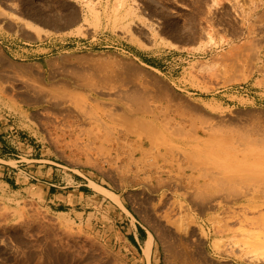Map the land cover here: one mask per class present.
<instances>
[{
	"label": "rangeland",
	"instance_id": "374dc122",
	"mask_svg": "<svg viewBox=\"0 0 264 264\" xmlns=\"http://www.w3.org/2000/svg\"><path fill=\"white\" fill-rule=\"evenodd\" d=\"M74 2L111 20L99 51L31 80L0 45V129L23 148L0 163V264H264V0H0V31L69 29Z\"/></svg>",
	"mask_w": 264,
	"mask_h": 264
},
{
	"label": "crops",
	"instance_id": "0c3cea01",
	"mask_svg": "<svg viewBox=\"0 0 264 264\" xmlns=\"http://www.w3.org/2000/svg\"><path fill=\"white\" fill-rule=\"evenodd\" d=\"M62 1V0H59ZM63 6L66 7L67 0H63ZM74 1V0H71ZM80 13V21L79 23L73 25L69 29H55L53 28L46 20L42 22L31 21V23L35 24L40 28V32L29 33L27 35L19 34L16 30L14 24L5 21H2V27L9 25L12 29L10 31L5 32L4 29L0 31V45L2 49L6 52V55L12 61L27 66L28 69L31 70V80H34L36 75H40V77L45 74L50 79L52 70H55L56 64L60 62L63 64V69H67L68 62L64 60L65 57L69 55H75V51H78L77 47H75V42L80 45L90 46L89 53L97 52L99 50H95L96 47L106 46L104 43L111 41L110 33L108 29L111 27V20H108L107 15L101 11L99 17L95 16L89 9L82 3L74 2ZM65 15L66 9H62V3H60V7L56 10V14H59L61 17ZM50 33V34H48ZM10 34V35H9ZM55 38L51 42L48 41V38ZM58 39L70 41L71 45L62 46L59 44ZM21 41L31 43L29 46H24ZM135 50L139 52L141 56L151 57L147 53V50L140 46L135 45ZM18 58L22 60H18ZM28 59V61H27ZM62 68V67H61ZM34 100V98H31ZM13 134L9 133L7 127H3L0 129V163L8 162L9 160H14L19 163L21 160L13 158L20 156V151H23L22 147L19 146L15 140L16 136L11 137ZM31 146V151L33 150ZM35 151V150H34ZM38 153V152H35ZM34 155V152L25 154V155ZM31 165L27 168L30 169L31 178L39 180L40 182L45 184H49L51 186H55V184L51 183L52 180L59 181V173L56 172V178H52V173H54V169L52 166H47L46 163H51V161L41 158H31ZM4 166L0 165V168ZM43 173V174H41ZM40 177H42L40 179ZM63 179V178H62ZM85 180H81L82 183H78V187L86 186L90 189V182L93 180H89L86 178ZM63 181V180H62ZM95 182V181H94ZM45 188H43L44 190ZM78 190V189H77ZM51 191H54L53 188L48 187V191L46 194H50ZM80 194H87L85 192H81ZM133 242L139 244V238L134 233V238L131 236Z\"/></svg>",
	"mask_w": 264,
	"mask_h": 264
},
{
	"label": "bare ground",
	"instance_id": "6f19581e",
	"mask_svg": "<svg viewBox=\"0 0 264 264\" xmlns=\"http://www.w3.org/2000/svg\"><path fill=\"white\" fill-rule=\"evenodd\" d=\"M94 13V15L97 17H99V15H98V12H93ZM24 30H26V31H28L29 33H35V32H40L41 30H40V28L38 27V26H36L35 24H33V23H28V24H26L25 26H24ZM211 41H213V39H211ZM140 92V91H139ZM135 95H136V93H135ZM135 95H134V97H135ZM138 95V94H137ZM138 97V96H137ZM136 99V98H135ZM146 100V99H145ZM150 101V100H149ZM74 103V102H73ZM146 103V102H145ZM63 104V103H62ZM144 104V103H143ZM58 105V104H57ZM147 105V104H146ZM150 107V106H149ZM144 108V107H143ZM146 109V108H145ZM149 109V108H148ZM147 109V110H148ZM69 110L71 111V109L69 108ZM151 110V109H150ZM69 111V112H70ZM135 111H137V110H135ZM132 112H134L133 110H132ZM148 112V111H147ZM151 112V111H150ZM74 117V116H73ZM146 125V124H145ZM145 125H144V127H145ZM152 128H154V127H152ZM147 129V128H146ZM151 129V128H150ZM147 132V131H146ZM150 134V133H149ZM60 135V134H59ZM149 138V137H148ZM117 139V138H116ZM151 140L153 141V137H151ZM120 141V140H119ZM66 142V141H65ZM123 143V142H122ZM126 143V142H125ZM124 143V144H125ZM62 145V144H61ZM123 147V146H122ZM126 148V147H125ZM130 151V150H129ZM146 152V151H145ZM129 153V152H128ZM132 154H131V156L133 155V150H132V152H131ZM144 153V152H143ZM68 155V154H67ZM79 156V155H78ZM134 159V158H133ZM131 161V160H130ZM134 161V160H133ZM154 161V160H153ZM149 163H150V161H149ZM138 164V163H137ZM140 164V163H139ZM151 164V163H150ZM144 165V164H143ZM146 166V165H145ZM152 166V165H151ZM146 168H148V167H146ZM137 169V168H136ZM139 170V169H138ZM144 170V169H143ZM146 171V170H145ZM139 173V172H138ZM92 186L94 187V188H96L98 191H101V192H108L109 194H111L112 196H114V197H116V198H118L117 199V201H119L120 203H121V201L119 200V195L118 194H116L115 192H113V191H111V190H109V189H107V188H105L104 186H102V185H100V184H97V183H95V182H92ZM221 239H218V240H216L215 241V247L217 248V249H220L221 248ZM152 243H153V240L150 242V246H149V249H148V252L150 251V248H151V246H152ZM254 245V244H253ZM255 246H256V244H255ZM253 254H254V256H258L257 258H259V259H264V252L263 251H261L260 250V248H255V249H253L252 251H251ZM188 261V260H187ZM189 263V262H188Z\"/></svg>",
	"mask_w": 264,
	"mask_h": 264
},
{
	"label": "built area",
	"instance_id": "2783aa9c",
	"mask_svg": "<svg viewBox=\"0 0 264 264\" xmlns=\"http://www.w3.org/2000/svg\"><path fill=\"white\" fill-rule=\"evenodd\" d=\"M55 38H59V37H54V38H48V41H52V40H54ZM57 42H59L61 45H69V44H71V42L69 41H65V40H61V39H58V41ZM75 44H77L76 42H75ZM30 46V45H29Z\"/></svg>",
	"mask_w": 264,
	"mask_h": 264
}]
</instances>
